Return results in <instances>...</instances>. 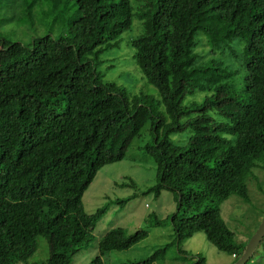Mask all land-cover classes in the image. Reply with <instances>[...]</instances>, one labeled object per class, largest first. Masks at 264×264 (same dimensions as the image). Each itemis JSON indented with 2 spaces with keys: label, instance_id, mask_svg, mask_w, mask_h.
I'll use <instances>...</instances> for the list:
<instances>
[{
  "label": "trees",
  "instance_id": "16d2710c",
  "mask_svg": "<svg viewBox=\"0 0 264 264\" xmlns=\"http://www.w3.org/2000/svg\"><path fill=\"white\" fill-rule=\"evenodd\" d=\"M42 1L50 20L34 14ZM66 1L9 0L33 35L0 40V264H71L107 210L135 196L92 213L82 205L146 124L155 183L143 191L173 193L175 210L154 221L170 224L172 239L119 264H164L197 232L233 263L247 241L220 206L231 195L249 202L248 183L264 171V0H75L72 15ZM39 236L47 257L30 263ZM147 236L112 227L89 264Z\"/></svg>",
  "mask_w": 264,
  "mask_h": 264
},
{
  "label": "rangeland",
  "instance_id": "374dc122",
  "mask_svg": "<svg viewBox=\"0 0 264 264\" xmlns=\"http://www.w3.org/2000/svg\"><path fill=\"white\" fill-rule=\"evenodd\" d=\"M17 7L9 0H0V40L5 38L23 43L32 40L33 28L28 22L19 18L22 12L15 15V11L21 10ZM51 8L48 3L39 2V10L34 14H39L40 18L45 21L50 20L53 16L50 12ZM61 12L66 15L76 14L75 0H67ZM9 18L11 20H8ZM39 25L35 23V26ZM131 68H134L133 65ZM148 128L149 125L146 124L139 136L132 140L121 161L107 164L98 171L83 194L82 205L87 213H92L107 202L109 197L115 199L130 195L132 191L136 193L124 205H114L107 210L92 230L93 239L83 250L74 255L71 264H89L98 253L99 237L112 227H122L127 233L140 228L146 229L148 236L127 250L107 253L103 257L104 264H119L144 259L172 239L173 231L170 224L154 225V221L155 219H166L175 210L176 201L173 193L163 190L161 196L155 198L153 193L143 191L155 183L154 162L143 150V145L148 140L146 133ZM0 145L4 146L1 139ZM256 174L258 179H250L248 183L249 202H243L236 195H231L220 206L221 216L233 231L234 239L242 243H246L251 233H254L264 215V171H256ZM128 180L135 182L136 187L119 186L121 182ZM120 205L122 206L118 207ZM179 248L184 252H179ZM201 256L204 258V264H229L233 259L214 247L203 232H197L181 241L179 245L175 243L169 247L164 264H192L195 258ZM46 257V240L39 236L37 249L29 257L28 262H41ZM247 264H264V241L259 243Z\"/></svg>",
  "mask_w": 264,
  "mask_h": 264
},
{
  "label": "water",
  "instance_id": "95a60500",
  "mask_svg": "<svg viewBox=\"0 0 264 264\" xmlns=\"http://www.w3.org/2000/svg\"><path fill=\"white\" fill-rule=\"evenodd\" d=\"M263 236H264V215L262 216L257 229L254 231L253 234L250 235L249 239L247 240V243L245 245L243 252L231 264H245L250 259V257L253 255L255 249L261 242Z\"/></svg>",
  "mask_w": 264,
  "mask_h": 264
},
{
  "label": "clouds",
  "instance_id": "9594fccd",
  "mask_svg": "<svg viewBox=\"0 0 264 264\" xmlns=\"http://www.w3.org/2000/svg\"><path fill=\"white\" fill-rule=\"evenodd\" d=\"M260 223V222H259ZM250 237V236H249ZM231 257H234L233 255Z\"/></svg>",
  "mask_w": 264,
  "mask_h": 264
},
{
  "label": "built area",
  "instance_id": "2783aa9c",
  "mask_svg": "<svg viewBox=\"0 0 264 264\" xmlns=\"http://www.w3.org/2000/svg\"><path fill=\"white\" fill-rule=\"evenodd\" d=\"M233 256H234V254H233Z\"/></svg>",
  "mask_w": 264,
  "mask_h": 264
}]
</instances>
